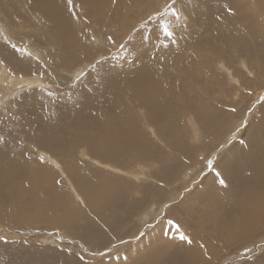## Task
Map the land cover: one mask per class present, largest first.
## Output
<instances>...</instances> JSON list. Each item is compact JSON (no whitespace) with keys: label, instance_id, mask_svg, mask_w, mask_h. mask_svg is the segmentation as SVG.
Returning <instances> with one entry per match:
<instances>
[{"label":"rangeland","instance_id":"374dc122","mask_svg":"<svg viewBox=\"0 0 264 264\" xmlns=\"http://www.w3.org/2000/svg\"><path fill=\"white\" fill-rule=\"evenodd\" d=\"M201 1L203 0H139L141 10L135 5L132 7L133 19L126 27L125 34L122 29H116L110 20H107V25L102 29L107 36L94 33L98 25L90 26L84 40L87 43L93 42L92 51L88 52L90 56L78 61L73 67L70 66L72 68L62 71L68 78V84L64 88L47 83L42 76L43 73L48 74L50 69L49 56L46 54L48 46L45 48L37 39H33L32 35L39 29L35 23L44 25L45 20L34 11L22 10L18 4L13 6L12 12L0 4V45L9 43L10 48L17 49L25 58L29 56L39 64L30 72L23 73L18 70L20 74H15L19 76L17 82L14 80L15 76L12 84L3 86L0 82L4 88L9 87L4 91L0 89V135L5 133L8 126L13 125L11 115L17 103L26 96L31 95L25 103L34 98L35 106H46L43 109L39 108L40 111H48L49 104L44 96L35 95L36 93L44 92L46 95L54 96L70 88L77 90L78 84L88 74L101 66L104 68L109 61L124 70L131 68L134 62L138 63L140 59L134 61L131 58L135 57L134 52L128 55L126 51L132 52L133 49L136 51L137 48L139 53H145L142 46L145 40L148 41L147 49L152 46L153 38L158 39L160 30L157 28L159 34L157 30L150 31L148 28L151 25L165 24L164 33H177L181 30L191 32L200 24L195 21L197 17L191 15L189 9L200 6ZM228 1L236 2V6L231 5L234 10L247 4H259L258 0H245L244 4L239 0H214V3L222 4ZM221 9L231 12L228 6H222ZM78 12L82 14L80 8ZM212 13L213 10H210L209 16H214ZM241 32L248 35L243 41L241 38L224 37L223 55H214V51H203V59L197 61L193 59L194 63L200 61L199 67L196 64L189 65L190 68H183L184 73L179 75V81L169 82L171 103L168 105L164 103V106L168 107H164V114L168 116L165 121L163 119L159 122L149 121L148 126L142 119L144 115L149 120L148 107L140 105L135 108L133 115L141 122L150 145L161 152L159 156L139 158L137 155L119 153L117 158L113 159L103 153H95L91 146L82 144L88 143L87 133L95 134L100 131L99 126L81 125L73 130V141L76 143L74 153L66 147H61L60 151L53 148L54 152L48 148L47 151L41 147L40 149L37 146L33 147L27 141L23 142L22 146L27 150L28 157L38 162L42 160L41 164L47 165L46 169L56 175L58 182L55 177L50 182L54 191L53 196L50 197L46 190H42L41 202H36L31 192L34 183L31 174L33 172L25 169L21 173L19 166L16 172L21 174L13 180L14 184V181L21 183L22 179L23 183L14 184L19 188L12 184L10 187L4 186L0 189V264H138L140 261H135L134 257H137L141 250L146 251L155 243L161 242L153 243L155 239H152V236L161 233L157 226L165 222L169 226L171 224L173 226L171 228L178 234L173 238V246L183 245L188 252L199 254L196 242L192 240L193 227L189 228L188 221L182 219L186 216L182 206L189 208L188 211L194 216H201L203 214L201 202L210 201L214 191L235 196L239 189L229 185V182H238L248 187L253 177H256L247 161L251 157L249 136L255 133L260 137L262 128L257 124L262 123L261 126L264 127V50L247 44L251 37L260 38L259 28L250 26L246 19H241L236 28L231 27L230 34L240 35ZM115 33L118 35L117 42ZM137 34L139 36L135 37ZM189 44L192 45V40ZM30 45L33 49L29 48ZM102 47L109 48L112 52L101 51L96 54V50ZM52 50L57 51L53 48ZM0 51L7 58L9 51L6 48H1ZM207 61L210 62L209 66ZM186 70L196 71L198 78L190 77ZM6 73L9 74V71ZM183 88L189 94L184 93ZM39 100L44 102H37ZM215 108L220 111L215 113ZM202 109L204 112L208 110L209 112L205 114L210 116L215 114L211 117L215 116V122L217 121L219 125L213 130L201 117L199 110ZM49 118L50 115L45 116L44 123H48ZM154 131L160 140H156ZM181 140H186L183 148L179 146ZM68 143L69 140L66 141V144ZM187 149H190L189 154H185ZM49 151L56 156L54 158L56 163L50 160L53 155ZM65 161L76 166L80 176H89L95 171L97 174L103 172L119 182L130 185L128 192L130 201H140L139 199L146 196L143 195L145 191L158 185L155 191L158 188L159 193L155 195L153 193L154 196L132 211L134 213L129 214L128 209L126 210L127 204H123L121 208L110 207L101 214H95L87 207L89 202L72 173L70 172L72 177L70 178L67 171L62 169L61 162ZM248 168L251 170L250 173L247 171ZM174 169L179 170L171 177L168 175L169 170L171 172ZM212 179L217 184L216 189H211ZM161 186L163 188H160ZM66 196L74 200L73 204L81 214H71L72 218H68L65 223L56 222L66 216V213L57 212L61 209L65 212L63 209L68 207L62 206L58 210L53 204L57 200L58 203H64ZM198 199L200 201L194 202ZM19 206L26 208L24 209L26 213L17 211L16 208ZM71 208L73 209L72 206ZM38 211L44 214L45 219L32 218L33 213ZM258 211L259 208L255 212ZM114 217L119 219L118 223L123 229L109 226ZM210 226L211 223H203V230L208 239L213 240L211 231L208 230ZM165 229L168 231V228ZM181 234L188 237V240L181 239ZM254 234L252 238L231 241L230 248L222 253L220 250L207 252V256L203 257L200 264H264V226ZM221 236L214 238L217 245L221 243ZM171 250L172 248H168V251ZM197 257L200 258L199 255Z\"/></svg>","mask_w":264,"mask_h":264},{"label":"bare ground","instance_id":"6f19581e","mask_svg":"<svg viewBox=\"0 0 264 264\" xmlns=\"http://www.w3.org/2000/svg\"><path fill=\"white\" fill-rule=\"evenodd\" d=\"M138 1L71 0L69 2V0H0V4L10 12H12L13 6L18 4L22 7V10L34 11L45 20L44 25L35 23L39 26V29L32 35V38L37 39L45 48L48 46L46 54L49 56L50 69L48 74L42 72V76L47 83H51L57 88H64L68 84V78L62 71L72 68L78 61L90 56L88 52L92 51L93 42L87 43L84 41L87 38L88 28L96 24L99 27H95L94 33L98 32L99 36H107V33H104L102 29L107 25V20H110L116 29H122L125 34L126 27L133 19L131 17L132 7L135 5L138 7V10H141V5ZM244 1L239 0L243 4ZM258 2L259 4H254L255 6L247 4L234 10L231 5L236 6L235 1L215 4L214 0H203L199 2L200 6H194V8L189 9L191 15L197 17L195 21L200 24L191 32L181 30L177 33L171 32L172 34L168 35V33H164L165 24L163 26L151 25L148 29L154 32L157 30V34H159L160 30V36L158 39L157 37L153 38L152 46L148 47V49L146 48L148 41L145 40L142 43L145 53H139L137 48L136 51L138 53L134 49L132 52L125 50L128 55L134 52L135 57H131L134 61L140 59L138 63L134 62L131 64V68L124 70V68L112 65L111 61H109L104 68L101 66L88 74L78 84L77 90L70 88L54 96L46 95L44 92L36 93L35 95L44 96V99L49 104L48 111H40L39 108L43 109L46 106H35L33 104L34 98L25 103L26 99L31 97V95L19 101L14 113L11 115L13 125L8 126L5 133L0 135V189L4 186H12L13 180L17 179L16 176L24 172L25 169H29L32 170L33 173L31 174H33L32 177L34 178V183L31 182L33 185H30L31 192L35 198L34 201L41 202L40 195L42 190H46L50 197L53 196L54 191L50 182L54 180L56 175L46 169L47 165L41 164V159L38 162L29 158L28 152L23 148L22 143L27 141L28 144H31L33 147L37 146L39 149L40 147L51 150L56 148L55 151H60L61 147H66L70 152L74 153L76 143L73 141L72 133L75 128L81 125L100 127V131L95 134L92 132L87 133L86 138L88 143L82 144L91 146L95 153H103L108 158L113 159H116L119 153L132 156L137 155L139 158L153 155L159 156L161 152L155 150L150 145L141 122L133 115L135 108L140 105L148 107L147 109L150 111L149 120L144 115L142 118L143 122L147 123L148 126H150V122H159L162 119L165 121L168 116L164 114V107H168L164 106V103L167 105L171 103L169 82L171 80L179 81V75L184 73L183 68H190L193 64L199 67L200 61L198 63H194V61L203 59V51H214V55H223L225 51L222 45L224 37L228 38L230 36L233 37L232 39L241 38L243 41L244 37L248 36L245 33L241 32L240 35L230 34L231 27L236 28L241 19H246L250 26L259 28L261 33L260 38L251 37L247 44L264 50V0H258ZM222 6H228L231 12L221 9ZM78 8H80L82 14L78 12ZM210 10H213L212 15L214 16H209ZM128 15L130 16L128 17ZM194 34H196L195 37ZM138 36L137 34L135 37ZM117 39L118 35L115 33L116 42ZM191 40L193 46L189 44ZM8 45L6 43L0 45V50L1 48H6L9 51L7 56L9 60L0 51V82L3 83V86H5L4 84L14 83V80L18 81L19 76L15 75L20 74L17 72L18 70L23 73L30 72L38 64L36 61L35 64L29 56L25 58L17 49H12ZM29 48L33 49L31 45ZM52 48L57 51L53 52ZM101 51L105 53L112 52L109 48L102 47L96 50V54ZM147 51H150V53ZM209 63H207L208 66ZM6 71H9V74ZM186 72L190 74V77L198 78L196 71L190 72L186 70ZM200 75L202 76L201 72ZM14 76L16 78L13 80ZM3 86L0 85L1 91L9 88L8 86L6 88ZM185 91L186 89L183 88L184 93H186ZM37 102L44 101L39 100ZM199 111L201 117L207 122L211 130L219 125L217 121L215 122V116L214 118L211 117L215 114L210 116L209 114H205L209 112L208 110V112H204L203 109ZM219 111L220 109L215 108V113ZM181 112L180 110L179 114ZM47 115H50L49 121L48 123H44V118ZM261 124L259 125L258 123L257 125L262 128V135L259 137L253 133L249 136L251 157L247 161V165L256 173V177H253V181L249 186L245 187L238 182H229V185L239 189L235 196L218 194L217 191H214L211 194L210 201L201 202V209L203 211L201 216H194L188 211L189 208L182 206L186 213V216L182 219L188 221L189 228L193 227V229L191 228L194 231L192 240L196 242L199 254L188 252L183 245L173 246V238L178 234L171 228V224L169 226L165 222L157 226L158 231L161 230V233H157L158 236L155 235L156 237L152 236V239H155L153 243L156 241L161 242L155 243L146 251L141 250L138 256L134 257L135 261H140L138 264H200L203 257L207 256V252L220 250L222 253L230 248L232 245L231 241L252 238L255 235L254 233L264 226V127ZM156 137V140L161 139L158 135ZM68 140L69 143L66 144ZM185 141L181 140L179 146L183 148L186 143ZM189 151L190 149H187L185 154H189ZM50 153L54 156L50 160L56 163L54 159L56 156L52 152ZM61 163L62 169L67 171L70 178H72L70 172L72 173L84 197L89 202L87 203V207L95 214H101L110 207L121 208L123 204H127L126 210L128 209L129 214L134 213L132 212L134 209L139 208L147 199L159 193L158 188L155 191L156 187H159L158 185L149 189V191H145L143 195L146 196L139 199L140 201H130L128 194L131 188L130 185L119 182L117 179L103 172L97 174L95 171L90 173L91 175L89 176H80L77 173L79 169L76 166L71 165L68 161ZM19 166L21 173L16 172ZM222 167L223 171L224 164ZM250 168L247 170L249 173L251 171ZM177 170L179 169H174L171 172L169 170L168 175L172 177ZM55 172H57L56 169ZM22 177L25 178L26 176ZM27 181L29 180L27 179ZM16 182L14 181V184L19 185L23 183L22 179L21 183ZM14 184L13 186H15ZM160 188H163V186ZM216 188L217 184L212 179L211 189ZM57 198L60 199L59 197ZM201 199L204 198L201 197ZM73 201L71 197L66 196L64 203H58L57 200L53 204L55 209L58 210L62 206L70 208L63 209L65 212H62V209L58 211L57 213H66V216L63 215L64 218L56 222L65 223L72 218L71 214H81L76 209ZM198 201L200 199L194 202ZM30 205L32 204L30 203ZM258 208L259 211L255 212ZM24 209L26 208L23 206L16 208L17 211L26 213ZM82 211L85 212V210ZM51 216L54 217L53 215ZM58 216L62 215L58 214ZM32 218L45 219L44 214L40 213V211L33 213ZM118 220L114 217L109 226L118 229L120 227ZM124 220L122 219V221ZM205 222L211 223L208 230L211 231V239L213 240H209L203 230V223ZM165 228H168V231ZM120 229H123V227H120ZM126 230L128 231V229ZM217 236H221V243L219 245L214 240ZM102 238L103 233L100 235V239ZM168 248H172V250L168 251Z\"/></svg>","mask_w":264,"mask_h":264},{"label":"snow or ice","instance_id":"6c2138e0","mask_svg":"<svg viewBox=\"0 0 264 264\" xmlns=\"http://www.w3.org/2000/svg\"><path fill=\"white\" fill-rule=\"evenodd\" d=\"M69 2H71V0H69ZM166 31H167V29H166ZM172 33L171 32H168V35H171ZM221 183H223V180H221ZM181 239H183V240H188V237H186V236H184L183 234H181ZM191 241H189V243H190Z\"/></svg>","mask_w":264,"mask_h":264}]
</instances>
